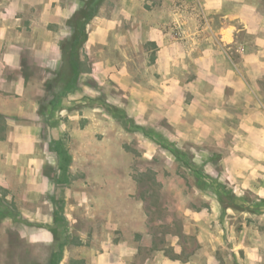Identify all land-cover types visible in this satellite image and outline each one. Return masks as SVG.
<instances>
[{"label": "rangeland", "instance_id": "374dc122", "mask_svg": "<svg viewBox=\"0 0 264 264\" xmlns=\"http://www.w3.org/2000/svg\"><path fill=\"white\" fill-rule=\"evenodd\" d=\"M99 2L94 30H102L112 20L120 21L115 31L132 38L129 42L120 37L118 44L132 56L137 79H157L151 68L159 48L151 41L150 29L167 43L177 41L183 51L190 44H200L194 43V37L198 40L209 32L202 7L212 0ZM260 10L263 13L264 0ZM141 25L148 30L140 33ZM101 51V60L120 61L98 43L83 48L77 85L81 94L71 101L72 108L86 114L99 108L96 113L101 122L95 126L101 132L95 128L94 156L77 159L75 169L64 178L59 175L61 179L48 186L36 205L22 200L25 187L15 185L13 172L0 156V172L13 184L10 190L0 188V196L13 195L11 202L0 197V264H89L93 247L97 264H113L114 255H120V264H164L167 260L204 264L209 251L222 264H244L240 258L245 260L252 252L239 251L240 245L244 241L264 243V199L251 192L237 197L234 186L215 165L221 153L216 148L177 141L168 123L139 126L129 118L118 105L128 100L111 87L110 73H104L103 79L91 74L100 66L96 63ZM226 52L234 59L233 49ZM145 68L148 71L139 75L137 70ZM187 69L192 74V68ZM74 91L48 90L55 103L64 96L70 99ZM16 134V144L26 148V133ZM80 144L70 138L63 154ZM197 152L200 157L196 160ZM25 163L22 161L24 167ZM224 192L237 198L236 210L221 208L216 196ZM258 253L264 259V251Z\"/></svg>", "mask_w": 264, "mask_h": 264}, {"label": "crops", "instance_id": "0c3cea01", "mask_svg": "<svg viewBox=\"0 0 264 264\" xmlns=\"http://www.w3.org/2000/svg\"><path fill=\"white\" fill-rule=\"evenodd\" d=\"M78 1L0 0V120L4 119L0 156L13 172L15 185H24L22 200L30 205L41 201L59 177L62 165L67 163L66 176L75 169L77 159L83 156L86 161L85 156L89 160L94 156L95 130L100 128L95 125L101 122L96 113L99 108H92L94 112L89 114L72 108L71 101L81 94V87L75 89L72 99L64 96L56 103L48 92L62 62L60 43L70 37L66 21L76 11ZM228 1L212 0L202 7L209 32L198 40L194 37V43L200 44H190L186 51L177 41L167 43L150 29L151 41L159 48L151 68L157 79H137L130 63L132 56L118 44L120 37L130 42L132 35L120 36L115 31L118 20L95 31L93 18L87 25L84 48L98 43L120 58L111 64L101 60L103 51L98 52L96 65L100 66L91 74L103 79L104 73H110L111 87L122 91L128 100L118 105L129 118L139 126L168 123L177 141L216 148L221 153L215 165L234 186L237 197L251 192L264 199L263 0H235L232 6ZM146 28L141 25L139 32H146ZM232 49L234 59L226 52ZM187 67L192 68V74ZM137 71L143 75L148 70ZM188 75H192L191 80ZM18 131L26 133V148L15 142ZM70 138L81 144L63 154ZM195 154L197 160L200 152ZM203 155L208 157L209 153L203 151ZM22 161H26L25 167ZM12 185L0 172V188L10 190ZM0 197L6 202L13 200L12 194ZM238 249L252 252L245 260L240 258L244 264H264L258 253L264 251V243L244 241ZM94 253L93 247L89 264L99 259H94ZM206 255L204 264H222L211 251ZM114 258L115 264H120V255ZM164 264L180 263L167 260Z\"/></svg>", "mask_w": 264, "mask_h": 264}, {"label": "trees", "instance_id": "16d2710c", "mask_svg": "<svg viewBox=\"0 0 264 264\" xmlns=\"http://www.w3.org/2000/svg\"><path fill=\"white\" fill-rule=\"evenodd\" d=\"M79 2L82 3L66 21V26L70 28V37L60 43L62 62L54 75L55 78L50 83V89L52 87L62 88L64 93L72 92L78 87L82 69L81 51L88 40L87 25L96 17L100 4L99 0H79ZM66 165L67 163L60 168V175L63 178L67 171ZM57 179L58 177L55 178ZM216 199L223 210L237 209L238 200L234 195L229 197L224 192L218 194Z\"/></svg>", "mask_w": 264, "mask_h": 264}]
</instances>
